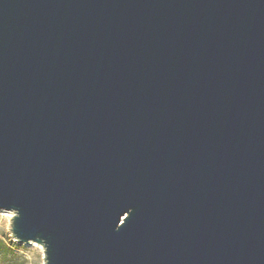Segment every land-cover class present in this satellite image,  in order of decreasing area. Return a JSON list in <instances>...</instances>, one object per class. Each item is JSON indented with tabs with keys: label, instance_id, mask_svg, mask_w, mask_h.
<instances>
[{
	"label": "water",
	"instance_id": "obj_1",
	"mask_svg": "<svg viewBox=\"0 0 264 264\" xmlns=\"http://www.w3.org/2000/svg\"><path fill=\"white\" fill-rule=\"evenodd\" d=\"M0 210L44 264H264V0H0Z\"/></svg>",
	"mask_w": 264,
	"mask_h": 264
},
{
	"label": "rangeland",
	"instance_id": "obj_2",
	"mask_svg": "<svg viewBox=\"0 0 264 264\" xmlns=\"http://www.w3.org/2000/svg\"><path fill=\"white\" fill-rule=\"evenodd\" d=\"M7 214L0 215V221L6 217ZM12 221H8L7 225L0 226V250L14 249L16 250L17 259L15 264H44L45 253L30 246L28 244L19 243L12 234ZM0 264H4V260L0 258Z\"/></svg>",
	"mask_w": 264,
	"mask_h": 264
},
{
	"label": "clouds",
	"instance_id": "obj_3",
	"mask_svg": "<svg viewBox=\"0 0 264 264\" xmlns=\"http://www.w3.org/2000/svg\"><path fill=\"white\" fill-rule=\"evenodd\" d=\"M8 221L2 220L0 221V226L7 225ZM0 258L4 260V264H15L17 259L16 250L8 249V250H0Z\"/></svg>",
	"mask_w": 264,
	"mask_h": 264
},
{
	"label": "bare ground",
	"instance_id": "obj_4",
	"mask_svg": "<svg viewBox=\"0 0 264 264\" xmlns=\"http://www.w3.org/2000/svg\"><path fill=\"white\" fill-rule=\"evenodd\" d=\"M1 214H7L8 217H11L10 221H12L14 216H15V214L13 212H7V211H3V210H0V215ZM29 245L34 246L35 248H38L42 252H45L44 247L42 245H39L37 243H30Z\"/></svg>",
	"mask_w": 264,
	"mask_h": 264
},
{
	"label": "snow or ice",
	"instance_id": "obj_5",
	"mask_svg": "<svg viewBox=\"0 0 264 264\" xmlns=\"http://www.w3.org/2000/svg\"><path fill=\"white\" fill-rule=\"evenodd\" d=\"M3 219L6 220V221H9L11 219V217L6 216Z\"/></svg>",
	"mask_w": 264,
	"mask_h": 264
}]
</instances>
